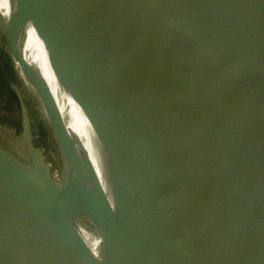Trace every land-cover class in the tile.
Masks as SVG:
<instances>
[{
	"label": "water",
	"instance_id": "obj_1",
	"mask_svg": "<svg viewBox=\"0 0 264 264\" xmlns=\"http://www.w3.org/2000/svg\"><path fill=\"white\" fill-rule=\"evenodd\" d=\"M34 1L60 20L50 35L89 44L72 20L90 24L92 0ZM95 20L82 63L98 72L80 80L0 9L65 172L57 185L10 83L21 132L0 125V264H91L71 205L97 226L99 264H264V0H100Z\"/></svg>",
	"mask_w": 264,
	"mask_h": 264
},
{
	"label": "bare ground",
	"instance_id": "obj_2",
	"mask_svg": "<svg viewBox=\"0 0 264 264\" xmlns=\"http://www.w3.org/2000/svg\"><path fill=\"white\" fill-rule=\"evenodd\" d=\"M92 15L94 20H90V24L85 18H73L72 23L79 28L84 35L88 36L89 44L80 42L72 35H50L47 29L48 24L52 22L58 23L60 20L50 19L45 24L43 18L44 13L40 10L34 0H0V9L10 19L15 22L29 37L28 44L33 48L42 51L45 56L44 48H47L49 54L57 59L67 70L80 80H88L90 77L96 76L98 69L92 63H82L85 60H92L98 55L97 44V26L96 16L100 12V0H92ZM36 3V4H35ZM88 12L84 10L80 16L87 17ZM64 13L60 18H64ZM80 19V20H79ZM87 38V39H88ZM34 57H39L37 51L31 52ZM22 77L20 67L16 65ZM24 81V80H23ZM27 82V81H26ZM25 86L31 90L34 102L45 117L42 104L30 83ZM46 118V117H45ZM49 143L43 147V152L48 156L47 164L51 168L52 176L57 185H60L64 180L65 172L62 165V159L59 148L53 132L51 131L46 119ZM74 126L75 123H74ZM79 130V129H78ZM82 133L83 137H87L86 133ZM64 217L72 219V224L77 232L84 238L87 245V250L90 255L91 264H99L101 257V243L98 234V229L90 216L84 211H80L78 205H71L64 210Z\"/></svg>",
	"mask_w": 264,
	"mask_h": 264
},
{
	"label": "rangeland",
	"instance_id": "obj_3",
	"mask_svg": "<svg viewBox=\"0 0 264 264\" xmlns=\"http://www.w3.org/2000/svg\"><path fill=\"white\" fill-rule=\"evenodd\" d=\"M10 83L16 84L23 91L31 108L36 145L38 147H45L49 143L45 118L34 102L31 90L25 86L22 77L19 75L6 43L0 35V125L1 127L11 129L12 133H15L18 137L21 132L20 113L14 93L8 92Z\"/></svg>",
	"mask_w": 264,
	"mask_h": 264
},
{
	"label": "trees",
	"instance_id": "obj_4",
	"mask_svg": "<svg viewBox=\"0 0 264 264\" xmlns=\"http://www.w3.org/2000/svg\"><path fill=\"white\" fill-rule=\"evenodd\" d=\"M2 77V76H1ZM11 92V93H13V91H12V89H11V87H9V89H8V92Z\"/></svg>",
	"mask_w": 264,
	"mask_h": 264
},
{
	"label": "built area",
	"instance_id": "obj_5",
	"mask_svg": "<svg viewBox=\"0 0 264 264\" xmlns=\"http://www.w3.org/2000/svg\"><path fill=\"white\" fill-rule=\"evenodd\" d=\"M16 68H17V66H16ZM17 70H18V72H19V69L17 68ZM19 75L21 76V74H20V72H19ZM22 77V76H21ZM22 80H24V78L22 77Z\"/></svg>",
	"mask_w": 264,
	"mask_h": 264
}]
</instances>
